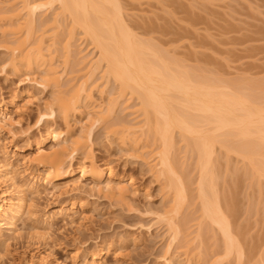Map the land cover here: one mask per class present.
Returning <instances> with one entry per match:
<instances>
[{"label": "rangeland", "instance_id": "1", "mask_svg": "<svg viewBox=\"0 0 264 264\" xmlns=\"http://www.w3.org/2000/svg\"><path fill=\"white\" fill-rule=\"evenodd\" d=\"M16 1L0 0V14L18 8ZM47 2L34 0L44 8L49 5ZM115 2L126 28L137 37L136 41L142 42L137 43H148L147 47L155 52L154 58L152 54L147 55L148 60L161 55L164 63L170 65L171 73L184 75L182 78L189 79L191 84L199 83L203 87H212L213 91L229 92L232 97L251 101L252 104L247 102L249 107L256 105L263 109L264 0ZM50 5L49 9L43 8L34 15V33L26 46L31 41H38L45 50H50V53L49 50L46 52L61 73L62 89L91 74L86 91L89 95L85 93L81 100V112L70 118L71 134L84 131L91 123L88 121L96 116V106L105 111L111 104L106 123L93 125L89 145L99 166L108 164L116 178L130 183L127 182L128 193L123 201L97 192L89 181L76 182L78 191L58 198L48 195L43 189V180L36 175L37 167L30 159L39 147L49 149L55 146L52 141L41 146L47 137V127L35 128L36 111L51 101L54 89L41 90L33 82L39 74L38 64H33L28 72L22 69L15 73L6 68L0 72V116L8 121L0 129V163L8 162L13 167L16 184L11 186L0 181V204L6 206L15 199L16 190H23L26 206L13 221V226L9 225L11 215L8 212L0 215V264H47L39 258L45 252L61 264H166L165 259H170V264H233L234 255L228 257L220 248L222 236L216 226L202 215V207L215 199L223 211L236 212L234 218L238 225L235 227L243 232L238 235L244 240L243 248L252 250L253 245V250L256 246L261 248L256 247L259 251L256 249L255 253L252 250L250 255L245 254L243 264H264L261 255L264 241L257 239L264 234L263 140L259 138L258 145L257 138V141L249 140L248 136L243 142L235 138V133L231 135L224 130H215L214 133L212 124L204 122L209 120L205 118L206 114L201 112L203 116L187 107L183 109L180 103L172 102L188 126L196 127L210 137V134L217 136L204 149L199 143L195 144V141L199 142L197 133L177 128L169 130V139L163 149L176 171L175 175L177 173L176 177L182 181L185 195L178 214H174L179 232L172 239V230L158 218L174 193L170 190L173 184L170 177L164 173L161 175L157 172L159 167L156 165V169L153 165L162 146L161 139L155 138L158 135L154 133L151 113L147 114L146 120L142 114V98L138 94H119L118 83L104 70V62H97L98 49L91 38L71 23L70 16L60 12L56 2ZM20 16L24 21L28 14ZM5 23L0 22V68L7 57L4 40L26 37L24 29L15 34L17 36L2 35ZM118 123L133 128L146 127L145 130L141 128L143 132L137 137L138 142L132 141V137L123 141L106 128L111 124L118 127ZM10 128L16 133L15 137L8 134ZM242 142L246 143L245 148ZM145 143L147 145L143 147ZM240 146L244 148L241 152ZM244 150L251 157L245 159L244 153V156L238 155ZM142 151L147 153L142 156ZM205 159L209 163L204 171ZM77 164L74 162L71 169L74 173H78ZM62 186L61 183L59 188ZM199 189L207 190L205 197L199 195ZM1 194H5L2 199Z\"/></svg>", "mask_w": 264, "mask_h": 264}, {"label": "bare ground", "instance_id": "2", "mask_svg": "<svg viewBox=\"0 0 264 264\" xmlns=\"http://www.w3.org/2000/svg\"><path fill=\"white\" fill-rule=\"evenodd\" d=\"M115 1L48 0L47 3L49 5L44 8L43 5L34 3V0H17L15 3H19L18 8H15L13 11H11V9L8 14H0V22H6L1 31L2 35H7L6 33L15 35L20 34L24 29L26 31V37H23L24 39H17V37H15L13 39L4 40L6 42H4L3 48L7 51V57L5 59V63L3 62L4 64L1 65L0 72L6 71V68L15 73H20L22 69H25L28 72L33 67V64H38L39 66L37 67H39V74L36 76L37 78L33 79V82L41 90H47L48 88L54 89L53 96L50 99L51 101L45 102V106L43 105L44 107L42 109L39 108L36 111L37 115L35 118V128L37 126L41 128L47 127L45 130L47 137L44 138L41 146L50 141L55 142V146L49 149L39 147L35 155L32 159H30L37 167L36 175L38 178L43 180L42 182L44 184H42V186L44 185L45 187L43 188L44 191H46L51 197L58 198L62 194L66 195L72 191H78L79 188L75 185L76 182L89 181V184L97 192H103L108 198L116 197L118 200L123 201L128 193L127 184L130 183L129 180L123 181V179L121 180L116 178L111 172L108 164L99 166L95 162L94 155L92 154L91 147L89 145V142L92 141L91 137L92 127H94L93 125H99L101 123H103L101 125H104V123H106L108 115L112 110V107H110L111 104L105 111H102L98 106H96L94 109L96 116L94 119L91 118V120L88 121L91 123H88L89 125L87 124L88 126L84 129V131H81L77 135H72L69 127L70 118L72 115L81 112V100L84 98L83 96L85 93H87L86 91L89 85L88 78L91 74L75 84L72 83L70 86L66 85L69 87L62 89L60 84L61 73H59L57 68L54 67L56 65L52 62V58L48 57L50 55V50L47 49L49 50V53H47L48 51L45 50L38 41H35L34 43L31 41V43L26 46L29 42V37L34 33L33 17L36 12L41 11L43 8L49 9V7H51L50 4L56 2L60 12L64 15L70 16L71 23L77 25L85 35L91 38L95 47L98 49L97 62H104V70L109 72V74L112 75L114 80L118 83L119 94L121 93L124 95L125 92H129V94L132 95L138 94L140 99L142 98L140 101L143 111L142 114L145 116L146 120H148L147 114L151 113L153 117L151 120L155 123V136H159L154 137L159 138V140L161 139L160 141L162 146L159 152L154 151L155 154L156 152L157 154L156 157L154 156V159H156L154 161L156 162H153V165L155 164V168L156 165L159 167L156 169L159 170L157 172H160L161 175L164 173L170 177L169 181L173 183L170 190H173L172 192L174 193L172 194L174 196L171 197V202L165 209L164 213L159 215L158 218L163 220L167 227L172 230V239H175L179 230L177 231L178 226L175 227L176 220H174V214H178V210L181 208L180 204L184 203L183 199H185V195L183 194L184 186L181 183L182 181L179 179L180 177H176L177 173L175 175L176 171L173 169V166H171V163H169L170 159L167 158L168 155L166 156L163 149L166 141L169 139V130L171 128H177L179 130H183V132L197 133L196 140L198 139L199 142L195 141V144L199 143L200 147L202 146L204 149H206L205 147L210 144L211 139L213 137L215 139L217 136L210 134L212 135L210 137L205 132V135H203L204 133L201 131L199 132L196 127L188 126L186 124L187 120L185 119V121L182 118V115L179 116L177 114V111L173 108L174 106H172V102L180 103V105L184 107L183 109L187 107L192 109V111L193 109L197 110V113L206 114L205 118L208 117L209 120L206 119L204 122L212 124V132L215 130L223 132L221 130H224V133L231 132V135L232 133H235L233 134L236 136L235 138H238L237 140H242L243 142L248 136L249 140L250 138H257L258 145L261 140L264 142V107L262 109L253 105L254 107L252 108L248 106L249 102L247 101V103L246 99L240 98L242 96L238 99L235 96H230L229 92L213 91L212 87L208 85H206L208 87H203V84H191V81H188L189 79H185V77L184 79L182 78L184 75L181 76L177 73H171L169 71L170 65L168 66V63H164V60L160 57L161 55L157 57L159 59L155 56V59H153L154 63L152 62V58L150 59V62L147 55L152 54L151 56H153L155 55V52L151 50V48L149 49V47H147L148 43L147 45H143L145 44L143 43V46L141 44L139 45V43H142L139 39L137 40L139 43H137L135 40L137 37L133 36L124 25V21L122 20L119 11L120 8L119 6H116L117 3ZM22 13L28 14L26 20L24 21H21L22 19L20 20V15ZM54 20H57L56 17H54ZM179 98H182V100L179 101ZM148 108H150V111H148ZM189 109L187 111H189ZM56 117H58V119H56ZM7 122L8 121L5 117L1 115L0 129H2ZM120 125L121 124L116 127L111 124L107 125L106 128L108 132L116 135L118 139L124 141L127 138L132 137L131 139L134 142L138 140V136H140L139 134H142L143 131L141 132V128L145 130L144 126L146 127V125H139L140 128L135 126L133 128V126H128L129 124ZM8 134L11 137H15L16 135L11 128L8 130ZM257 139L255 141H257ZM146 145L147 144L145 143L143 147ZM244 145H246V143H243V147ZM261 145L264 146V144ZM243 147H238L240 152ZM250 147H252V145ZM198 149L200 150L199 146ZM145 153L147 152H140L142 156ZM243 153L246 155L245 159L251 157L249 154L247 155L245 150L242 154L238 153V155L240 154V156H244ZM141 155L139 156L141 157ZM151 155H149V157ZM74 162L78 163L75 165L78 168V173H74L71 170ZM208 163L209 160L205 159V162H203V169L208 166ZM77 174L78 178L76 180L75 177ZM0 181L8 183L11 186H15L16 184L14 169L8 162H4L0 166ZM61 183L63 184V188H59ZM203 187L205 188V186ZM58 188L59 191L57 190ZM206 189L209 188L207 187ZM205 191L207 190L203 191L201 189L199 195L201 197H205L203 196ZM4 195L5 194H1V199ZM24 197L23 190H16V197L13 201L9 202L6 206L0 204V215L6 212L11 215L9 225L13 224L15 218L26 206ZM206 198L208 199L209 197ZM215 200H211L212 202H209L202 207V215H204L205 218H208L210 223L213 224V226L215 225V228H217L221 234L222 244L220 245V248L224 251L225 255H228V257L230 255H234V263L243 264L242 261L244 260L245 254H251L250 251L253 250L255 245H253L252 250L243 248L244 240L238 238V235H242L243 232L235 227V224H237L234 218L236 212L233 210V212H228L225 211V209L223 211V208H220L221 206L218 204V201ZM9 230H11V228ZM263 235L262 237L259 235L257 239L260 240L261 238L264 241ZM245 241L247 240L245 239ZM256 247L253 250L254 253L259 246L257 248ZM259 249L261 248L259 247ZM257 251L259 250L257 249ZM101 253H104V251ZM261 253V255H263L262 257H264V252H262V250ZM186 255L188 256L187 253ZM39 258L47 264H61L58 259L50 258L48 252L40 255ZM164 261H166V264L171 263L170 259H165Z\"/></svg>", "mask_w": 264, "mask_h": 264}]
</instances>
